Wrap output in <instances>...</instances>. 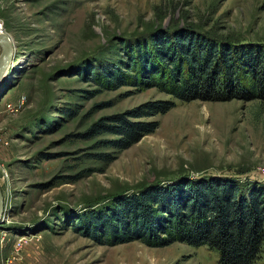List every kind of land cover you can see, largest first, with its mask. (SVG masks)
I'll return each instance as SVG.
<instances>
[{
    "label": "rangeland",
    "instance_id": "1",
    "mask_svg": "<svg viewBox=\"0 0 264 264\" xmlns=\"http://www.w3.org/2000/svg\"><path fill=\"white\" fill-rule=\"evenodd\" d=\"M0 22L14 48L0 79V264H220L207 246L99 244L76 223L116 193L177 175L264 182V101L175 99L154 131L104 163L93 153L111 150L98 139L113 135L85 138L87 126L172 96L89 76L159 27L264 43V0H0Z\"/></svg>",
    "mask_w": 264,
    "mask_h": 264
},
{
    "label": "trees",
    "instance_id": "2",
    "mask_svg": "<svg viewBox=\"0 0 264 264\" xmlns=\"http://www.w3.org/2000/svg\"><path fill=\"white\" fill-rule=\"evenodd\" d=\"M125 41L119 64H100L89 77L106 88L156 87L172 98L147 99L87 126L80 133L85 138L113 135L98 139L112 148L93 153L101 162L154 131L159 124L154 116L173 107L175 99L264 101V43H236L186 25L159 27L146 38ZM76 224L99 244L179 242L217 251L220 264H256L264 248V182L177 175L116 193L88 208Z\"/></svg>",
    "mask_w": 264,
    "mask_h": 264
},
{
    "label": "water",
    "instance_id": "3",
    "mask_svg": "<svg viewBox=\"0 0 264 264\" xmlns=\"http://www.w3.org/2000/svg\"><path fill=\"white\" fill-rule=\"evenodd\" d=\"M0 46H1V52H0V79H1V77L5 73L7 67L11 62L14 52L12 40L5 31H0ZM3 207H4V196L0 187V218L2 215Z\"/></svg>",
    "mask_w": 264,
    "mask_h": 264
},
{
    "label": "built area",
    "instance_id": "4",
    "mask_svg": "<svg viewBox=\"0 0 264 264\" xmlns=\"http://www.w3.org/2000/svg\"><path fill=\"white\" fill-rule=\"evenodd\" d=\"M0 28H2L1 22H0ZM21 101H23V98H22ZM7 105H8V107H10L11 109H13V108L15 107L14 105H12V104H10V103H8ZM7 143H8L7 140H6L5 138H3L2 134L0 133V144H7ZM263 174H264V172H263Z\"/></svg>",
    "mask_w": 264,
    "mask_h": 264
},
{
    "label": "bare ground",
    "instance_id": "5",
    "mask_svg": "<svg viewBox=\"0 0 264 264\" xmlns=\"http://www.w3.org/2000/svg\"><path fill=\"white\" fill-rule=\"evenodd\" d=\"M0 31H3L2 28H0Z\"/></svg>",
    "mask_w": 264,
    "mask_h": 264
}]
</instances>
